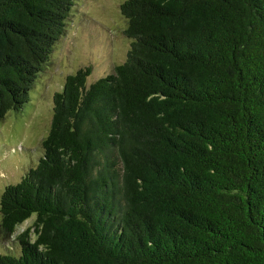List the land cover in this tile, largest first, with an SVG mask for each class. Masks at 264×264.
Returning <instances> with one entry per match:
<instances>
[{
	"label": "trees",
	"instance_id": "16d2710c",
	"mask_svg": "<svg viewBox=\"0 0 264 264\" xmlns=\"http://www.w3.org/2000/svg\"><path fill=\"white\" fill-rule=\"evenodd\" d=\"M75 0H0V120L33 101ZM125 62L53 98L0 197V264H264V0H125ZM32 95V98H31Z\"/></svg>",
	"mask_w": 264,
	"mask_h": 264
},
{
	"label": "rangeland",
	"instance_id": "374dc122",
	"mask_svg": "<svg viewBox=\"0 0 264 264\" xmlns=\"http://www.w3.org/2000/svg\"><path fill=\"white\" fill-rule=\"evenodd\" d=\"M125 0H75L66 31L54 48L51 66L41 77L33 101L21 113L10 112L0 120V197L9 185L21 181L42 158V140L53 117V98L66 79L91 67L88 83L113 72L125 62L131 41L125 35L127 21L121 13ZM35 217L17 228L8 241L0 239V255L19 246L16 236L32 226ZM1 223V215H0Z\"/></svg>",
	"mask_w": 264,
	"mask_h": 264
}]
</instances>
